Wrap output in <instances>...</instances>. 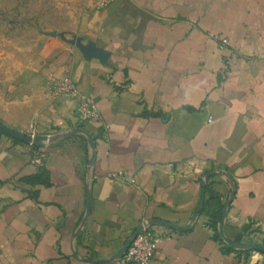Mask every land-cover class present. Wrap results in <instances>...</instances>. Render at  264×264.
Instances as JSON below:
<instances>
[{"label": "crops", "instance_id": "1", "mask_svg": "<svg viewBox=\"0 0 264 264\" xmlns=\"http://www.w3.org/2000/svg\"><path fill=\"white\" fill-rule=\"evenodd\" d=\"M0 124L51 139L0 133V264H120L144 225L149 264H264L220 236L264 229V0H109L0 90Z\"/></svg>", "mask_w": 264, "mask_h": 264}, {"label": "rangeland", "instance_id": "2", "mask_svg": "<svg viewBox=\"0 0 264 264\" xmlns=\"http://www.w3.org/2000/svg\"><path fill=\"white\" fill-rule=\"evenodd\" d=\"M108 2L0 0V90L19 76L46 40L71 34ZM239 244L264 247V229L251 226Z\"/></svg>", "mask_w": 264, "mask_h": 264}, {"label": "built area", "instance_id": "3", "mask_svg": "<svg viewBox=\"0 0 264 264\" xmlns=\"http://www.w3.org/2000/svg\"><path fill=\"white\" fill-rule=\"evenodd\" d=\"M54 88L56 97L65 98L74 103L76 117L81 123L85 124L100 118L93 101L80 94L70 78L55 82ZM209 122L211 123L212 120ZM45 157V153L40 150L34 158V163L41 165ZM109 177L113 180L127 181L124 172L112 173ZM164 237V234L153 231L149 226L144 225L139 232L130 238V244L125 254L119 259L120 264H149Z\"/></svg>", "mask_w": 264, "mask_h": 264}, {"label": "water", "instance_id": "4", "mask_svg": "<svg viewBox=\"0 0 264 264\" xmlns=\"http://www.w3.org/2000/svg\"><path fill=\"white\" fill-rule=\"evenodd\" d=\"M0 133H2L3 135H6L16 141H19L21 143L33 146V147H37V148H43L46 146L47 143H49L51 141V139L49 137H42V136H28L19 132H16L2 124H0ZM77 133L79 134H83L88 138V141L90 143L91 142V138L89 136V134L84 131V130H77ZM203 199H204V188L202 190V201H201V206L203 205ZM200 212V208L198 209L197 214L195 215V218L197 217L198 213ZM225 215V214H224ZM220 236L222 238V240L231 248L236 249V250H241V251H255V252H260L262 254H264V247L260 246V245H244V244H235L233 242H231L228 238H226V236L224 235V229L223 226L220 229ZM130 244V240L126 243L123 251L119 254V258L122 257L127 248L128 245Z\"/></svg>", "mask_w": 264, "mask_h": 264}, {"label": "trees", "instance_id": "5", "mask_svg": "<svg viewBox=\"0 0 264 264\" xmlns=\"http://www.w3.org/2000/svg\"><path fill=\"white\" fill-rule=\"evenodd\" d=\"M227 249L230 250V251H233V248L227 246Z\"/></svg>", "mask_w": 264, "mask_h": 264}]
</instances>
